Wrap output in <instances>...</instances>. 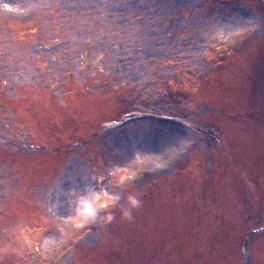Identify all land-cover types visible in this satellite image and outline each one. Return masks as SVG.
I'll list each match as a JSON object with an SVG mask.
<instances>
[{"label":"rangeland","instance_id":"1","mask_svg":"<svg viewBox=\"0 0 264 264\" xmlns=\"http://www.w3.org/2000/svg\"><path fill=\"white\" fill-rule=\"evenodd\" d=\"M0 264H264V0H0Z\"/></svg>","mask_w":264,"mask_h":264},{"label":"snow or ice","instance_id":"2","mask_svg":"<svg viewBox=\"0 0 264 264\" xmlns=\"http://www.w3.org/2000/svg\"><path fill=\"white\" fill-rule=\"evenodd\" d=\"M6 6L10 7V5H6Z\"/></svg>","mask_w":264,"mask_h":264},{"label":"flooded vegetation","instance_id":"3","mask_svg":"<svg viewBox=\"0 0 264 264\" xmlns=\"http://www.w3.org/2000/svg\"><path fill=\"white\" fill-rule=\"evenodd\" d=\"M260 230V229H259ZM258 231V230H257Z\"/></svg>","mask_w":264,"mask_h":264}]
</instances>
